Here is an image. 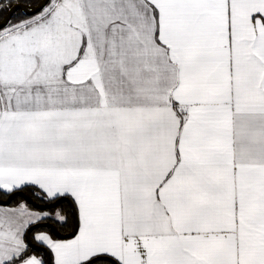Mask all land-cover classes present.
<instances>
[{
	"label": "snow or ice",
	"instance_id": "1",
	"mask_svg": "<svg viewBox=\"0 0 264 264\" xmlns=\"http://www.w3.org/2000/svg\"><path fill=\"white\" fill-rule=\"evenodd\" d=\"M0 264H264V0H0Z\"/></svg>",
	"mask_w": 264,
	"mask_h": 264
}]
</instances>
